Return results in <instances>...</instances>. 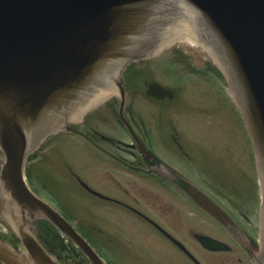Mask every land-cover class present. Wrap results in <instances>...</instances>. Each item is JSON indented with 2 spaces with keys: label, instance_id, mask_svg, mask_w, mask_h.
<instances>
[{
  "label": "water",
  "instance_id": "water-1",
  "mask_svg": "<svg viewBox=\"0 0 264 264\" xmlns=\"http://www.w3.org/2000/svg\"><path fill=\"white\" fill-rule=\"evenodd\" d=\"M181 33L198 34L214 53L250 134L261 192L260 250L254 260L264 264V0H0V148L6 155L1 177L11 204L22 213L10 216L13 228L21 229L22 217L37 212L97 263L80 236L45 203L15 195L25 187L23 160L128 60ZM148 92L170 95L156 83ZM175 182L223 220L210 197L184 179ZM21 238L30 259L0 240L3 263L55 264L36 241ZM199 240L223 247L210 237Z\"/></svg>",
  "mask_w": 264,
  "mask_h": 264
},
{
  "label": "flooded vegetation",
  "instance_id": "flooded-vegetation-1",
  "mask_svg": "<svg viewBox=\"0 0 264 264\" xmlns=\"http://www.w3.org/2000/svg\"><path fill=\"white\" fill-rule=\"evenodd\" d=\"M124 72L122 76L125 78L118 80L124 91L122 105L119 95L114 91L94 109L88 110L81 118L80 125L75 127L73 123H68L64 130L71 135H77L81 146L89 154L86 161L81 163V169L86 171H81L80 176L92 186V180L88 177L90 176L104 195L95 202L97 213L96 220L93 221L94 242L84 232L80 234L93 247L101 264H253L254 252L258 250V200L253 199L250 192L248 197L244 196L246 193L240 190L238 196H229L222 200L212 196L227 213L224 221H220L194 201L183 197L174 184L175 172L178 170L164 160L162 153L155 152L149 146L147 136L139 133L135 127V116L138 117L137 114L141 113L136 114L134 106L132 109L127 89L135 90L130 74L139 70L128 67ZM106 110H111L116 115L115 121L107 119L108 125L105 129L108 132H101L103 129L97 128L95 124L86 123L93 114L94 117H101ZM124 120L131 127L134 125L135 128L132 129L135 133L130 131ZM138 120L143 119L140 116ZM140 126L143 130H148L142 123ZM117 127L128 136L127 140L115 135ZM174 128L172 126L170 130L172 144L181 155L179 149L184 142L180 139L178 141L176 130L172 132ZM135 137L149 154L140 149ZM38 151L35 150L30 156L33 163L32 182L37 174L36 164L51 157L50 154L37 155ZM169 155L176 157L174 152ZM191 159V167L195 171H202L205 166L196 157ZM4 161L5 155L0 149V170ZM62 168H68L66 160ZM63 173L62 169L61 174ZM24 174L27 183L25 169ZM136 179L138 184L132 186ZM146 181L159 185V188H155L157 196L151 199L144 196ZM28 187L35 196H41L45 200L44 194L40 195L38 189L29 185ZM6 200L11 199L7 197L0 178V220L4 228L16 236L12 223L5 214ZM48 202L66 220H70L67 202L55 199ZM19 225L40 243L56 264H94L69 237L50 222L25 217ZM200 235L212 237L227 247L206 248L198 239ZM13 238L10 239L11 244L21 247L19 239L15 241Z\"/></svg>",
  "mask_w": 264,
  "mask_h": 264
},
{
  "label": "rangeland",
  "instance_id": "rangeland-1",
  "mask_svg": "<svg viewBox=\"0 0 264 264\" xmlns=\"http://www.w3.org/2000/svg\"><path fill=\"white\" fill-rule=\"evenodd\" d=\"M131 63L139 72L130 74L135 90L127 89L131 98L128 100L131 101L132 109L135 107V113H141L137 115L143 120H138L135 116V127L139 133L147 136L149 146L158 154L162 153L164 160L180 174L219 200L224 197V191L225 196H234L232 194L234 187L251 190V193L252 189L255 191L258 174L251 141L240 113L226 92L225 78L217 74L216 65L209 52L199 43L174 40L157 46L151 52L131 60ZM121 77L124 76L119 78ZM151 81H157L172 90L173 98L157 102L150 100L144 94L146 85ZM130 83L129 86L132 87ZM115 116L111 110H106L101 117H94L93 114L94 118H88L86 123L95 124L97 128L103 129L102 131L99 129L101 132H108L105 129L108 125L107 119L115 121ZM141 123L149 131L143 130ZM172 126L175 127L172 132L176 130L178 141L180 139L184 142L179 149L181 155L172 144L170 136ZM135 127L132 125L131 128ZM115 135L120 139L128 138L119 128L115 130ZM76 136L64 131L54 136L55 139L51 137L43 144L37 155L50 154L52 158L46 157L42 163L36 164L37 174L34 182L44 185L52 194L45 191L42 185L36 187L33 183L32 187L38 189L40 195L44 194L43 199L46 201L55 199L67 202L73 226L80 233L87 234L94 242L93 221L96 220L97 196L87 193L68 175L66 168H62L65 177L61 174L64 160L76 175L86 171L81 169V163L86 161L89 154ZM170 152L176 153V157L170 156ZM194 157L205 166L202 171H195L194 167H191L193 165L191 158ZM32 164L28 158L26 176L30 181ZM88 177L92 180V188L98 190L96 182ZM137 184L136 179L132 186ZM145 188L146 198L157 196L155 188H159L158 184L146 181ZM134 192L136 193V189ZM258 210L259 208L257 213ZM0 232H6L1 223Z\"/></svg>",
  "mask_w": 264,
  "mask_h": 264
},
{
  "label": "bare ground",
  "instance_id": "bare-ground-1",
  "mask_svg": "<svg viewBox=\"0 0 264 264\" xmlns=\"http://www.w3.org/2000/svg\"><path fill=\"white\" fill-rule=\"evenodd\" d=\"M174 40H185L188 43H194V42H198L197 37L195 34L192 33H181V34H177V35H173L170 38H168L167 40L163 41L162 43H160L158 46H163L165 44H168ZM199 40H202L201 38ZM210 54V57L213 58V60L218 63V61L216 60V57L214 55V53L211 51V49L206 45L203 44V42H199ZM154 50V49H153ZM151 52V51H150ZM144 55V54H143ZM141 55V56H143ZM139 56V57H141ZM131 60H135V59H131ZM127 64L129 63V60L126 62ZM122 69V68H121ZM119 69V71L121 70ZM119 71L105 84L103 85L98 91H96L93 95H91L89 98H87L84 102H82L75 110V112L73 113V115L69 118V119H77L81 116L82 112L90 105H92L94 102H96L98 99L101 98H105L107 96H105L106 94H109L111 92H114V88L116 87V76L119 73ZM49 139V135L47 134L42 141H40V145L43 146V144ZM34 217V216H33ZM8 237L11 239V235H9V233H7ZM67 235V234H66ZM69 236V235H68ZM259 250L256 251V253ZM88 257H90L87 254ZM91 258V257H90Z\"/></svg>",
  "mask_w": 264,
  "mask_h": 264
}]
</instances>
